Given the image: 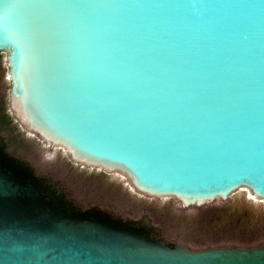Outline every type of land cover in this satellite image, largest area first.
Masks as SVG:
<instances>
[{"label":"water","instance_id":"water-1","mask_svg":"<svg viewBox=\"0 0 264 264\" xmlns=\"http://www.w3.org/2000/svg\"><path fill=\"white\" fill-rule=\"evenodd\" d=\"M0 53L17 121L75 163L182 208L264 203V0H0ZM1 141L0 264H264L81 208Z\"/></svg>","mask_w":264,"mask_h":264},{"label":"rangeland","instance_id":"rangeland-1","mask_svg":"<svg viewBox=\"0 0 264 264\" xmlns=\"http://www.w3.org/2000/svg\"><path fill=\"white\" fill-rule=\"evenodd\" d=\"M2 61L3 66L0 69V86L2 84L1 79H5L7 82L5 83L3 89L0 88V104L3 105L2 109L4 111L9 112L10 109L8 98L10 92V81L8 78L6 79L7 68L5 64V56L2 58ZM9 114L10 119L4 116L1 117L3 127L2 135L8 138L9 144L19 156L23 155V157L31 160L33 163H38L39 160H43L37 155L38 152L36 153V150L25 147L21 137L25 135L29 139L33 138L39 143V145H42V147L46 146V144L41 142L40 139L30 136L27 133V130L23 128L18 121H16L13 113L9 112ZM10 125H13L14 128H12ZM46 149H48L49 153L55 151V149L51 148L50 146ZM63 158V165H65V167L62 166L61 169L56 166L52 167L51 165L40 163L39 164L41 168H37L47 171L53 174L56 179L61 180L64 186L79 199L80 203L86 204L92 201L97 203L112 204L115 205L119 210H122L125 214L134 213L136 216H142L143 214L148 215V217L153 220L155 226L161 228L164 235H171L173 238L187 243L195 242L194 239L200 236H208L210 240L218 239V241L214 243L226 242L232 244L239 243L241 245L246 243H256L264 238V225L252 223L251 220L243 214L236 213L233 216H229L222 212V209L224 207H228V204H230L229 202L231 200L211 202L203 207L192 208H182L179 204L174 203L173 208L177 210L195 211L198 213L208 212L209 215H207V217L212 219L207 222L198 223H195L193 219H185L184 222L176 221L172 218H168L167 215L161 214L159 212V208L157 207L159 204H164L165 206V203L171 201H167V199L158 200L139 195L134 192L130 186H127V182L125 181L126 179L123 176L119 177L120 180L123 181V185L121 186H127L129 188L127 190L132 192L139 200L138 202L140 204L137 205L136 201L131 198L127 190L123 191V189L117 194H111V190L114 189V187L110 188L108 185H106L107 182H96L98 177L95 178L92 174L88 176L90 173L87 170H92L93 168L85 167L81 164L75 163L71 161L68 156L67 158ZM44 165H46V167H44ZM110 175L117 176L118 174Z\"/></svg>","mask_w":264,"mask_h":264},{"label":"flooded vegetation","instance_id":"flooded-vegetation-1","mask_svg":"<svg viewBox=\"0 0 264 264\" xmlns=\"http://www.w3.org/2000/svg\"><path fill=\"white\" fill-rule=\"evenodd\" d=\"M4 56H6L4 53H0V69L2 68V66H3V61H2V58L4 57ZM6 58V57H5ZM3 105L2 104H0V138H2V141H1V145L3 146V150L9 155V156H11L12 158H14L15 160H17V161H23V162H26V163H28V164H30L31 165V167H32V169L34 170V172L37 174V175H39V176H41L47 183H48V185L50 186V187H52L53 189H55L62 197H64V198H66V199H69V200H72V201H76V202H78V204H79V206L81 207V208H84V209H88L89 207H94V208H96V209H99V210H102V211H112V212H114L115 214H117V215H121V216H123V217H125V218H131V219H134V220H142L143 219V217L145 216V214H143L142 216L140 215V216H136V214H134V213H131V214H125L122 210H119L115 205H112V204H106V203H97V202H92V201H90V202H88V203H86V204H84V203H80L79 201H77L76 200V198H75V196H74V194H72L65 186H64V184L61 182V180H59V179H56L55 178V176H53V174H51V173H49V172H47V171H44V170H41V169H38L37 167H39V166H37V164L35 163H33L31 160H28V159H26L25 157H23V155L22 156H19L16 152H15V150L11 147V145L9 144V140H8V138L7 137H5V136H3L2 135V131H3V127H2V122H1V117H6V118H8V119H10V114H9V112H12L11 111V109H10V106H9V112H6V111H4L3 109ZM15 118V117H14ZM16 119V118H15ZM16 121H17V119H16ZM12 128H14V126L13 125H10ZM16 127V126H15ZM22 141H23V144L26 146V142L28 141V140H32V138L31 139H29L28 137H26L25 135H23L22 137ZM74 166V165H73ZM41 168V167H40ZM86 169V168H85ZM83 171H84V167H83ZM87 171H89V173L90 174H88V176H90L91 174L96 178V177H103V178H105V179H107V180H110V179H113L114 181H116L118 184H116V183H111V182H109V181H107L108 182V184H112L113 185V187H114V189L115 190H117V191H115L114 189H112L111 191H112V193L111 194H117L118 192H120L121 190H123V191H126L127 189H129L127 186H121V185H123V181L122 180H120V178H119V176H116V175H110V174H107L106 172H102V171H97V170H95V169H92V170H87ZM92 184H94L93 182H91ZM128 191V190H127ZM128 194L131 196V198L134 200V201H139L135 196H134V194L132 193V192H130V191H128ZM136 194V193H135ZM137 195V194H136ZM117 196H119V195H117ZM139 196V195H138ZM167 201H169V199H167ZM255 201V200H254ZM233 202V201H232ZM258 202V201H257ZM169 203L170 202H167V206L169 205ZM255 204H259L260 205V207L262 206L263 207V209H264V203H256L255 202ZM229 205H231V203L230 204H228V209H229ZM162 206H164V204H162V205H158L157 207L159 208V207H162ZM175 209V208H174ZM253 209H248V208H244V209H242V210H237L238 212H235V211H233V212H230V211H227L225 214L226 215H234V214H236V213H238V214H243V215H245V216H247L250 220H251V222L252 223H254V224H256V223H259L258 222V218H255V217H253L252 216V213H251V211H252ZM180 211H182V210H180ZM226 211V210H225ZM195 211H182V213H183V216L185 217V219H190L189 218V216H190V214L191 213H194ZM260 212H263L264 213V211L263 210H261ZM203 213H205V212H203ZM148 216V215H147ZM151 219V218H150ZM210 220H212L210 217H206L204 220H202V222H207V221H210ZM151 223L153 224V225H155L154 224V222H153V220L151 219ZM163 237L167 240V242L168 243H170L171 245H173V246H177V245H180V244H184V245H188V246H190V247H192V248H195V249H202V248H207V247H218V246H235V247H241V248H248V247H256L257 245H259V244H261V243H264V238L263 239H261L260 241H258V242H256V243H246V244H239V243H226V242H217V243H214V242H216V241H218V239H211L210 240V238L208 237V236H200V237H197V238H195L194 240H195V242H190V243H187V242H184V241H182V240H178V239H175V238H173L171 235H168L167 234V236L166 235H164V233H163Z\"/></svg>","mask_w":264,"mask_h":264},{"label":"bare ground","instance_id":"bare-ground-1","mask_svg":"<svg viewBox=\"0 0 264 264\" xmlns=\"http://www.w3.org/2000/svg\"><path fill=\"white\" fill-rule=\"evenodd\" d=\"M7 78L10 81L9 74H8V70H7V73H6V79ZM6 82H7V80L1 79V83H2L1 86H0L1 89H3V87L5 86V83ZM19 124L23 128H25V126L23 124H21L20 122H19ZM27 133L30 136H32V137H36L37 139H40L37 135H35L34 133H32V132H30L28 130H27ZM40 140H41V142H43L44 144H46V146L42 147V145H39V143L35 139H33V138H32V140H28L26 142V146H25V147H28L30 149L36 150V153L38 152L37 155L40 157V159H43V160H39L38 163L36 162L37 166L41 167L40 164H46V165H51L52 167L56 166L59 169H61L62 166L65 167V165H63V162H64V158L63 157L67 158V156H68L69 159L72 161V159L70 158V156H69V154H68V152H67V150L65 148L60 147V146H51L50 143H46L42 139H40ZM49 146L51 148L55 149V151L49 153L48 149H46ZM46 165H44V167H46ZM95 169L96 170L98 169L97 171H102V172L105 171V170H103L101 168H95ZM117 176L121 177L120 175H117ZM97 179L98 180L96 182H100V183H106L107 181H109L111 183L113 182V183L118 184L113 179L107 180V179H104L103 177H99V176H98ZM125 181L127 182V180H125ZM106 185H108L110 188H113V185L112 184H108V182L106 183ZM127 186H130V184L128 182H127ZM242 190L245 191L244 197H249V198H252L255 201H260L259 199H257L254 196H252V194L245 187H243ZM106 191H107V189H106ZM107 193H108V191H107ZM121 194H122V192H121ZM169 201H171V202L169 203L168 206H167V203H165V206L159 207V212L161 214L167 215V217L170 218V219L172 218L173 220L184 222L185 217L183 216L182 211L173 208L174 207L173 206L174 203L179 204V205H181V203L178 200L174 199V198H172V200H169ZM246 201H243L242 200V197H240V195H239V196H237L234 205H232L229 209H228V207H224L222 209V212L224 214L227 211H230V212H233V211L238 212L239 210L244 209L246 206H249V202H246ZM136 204L138 205L140 203L138 201H136ZM189 208H192V207H189ZM261 210L264 211V209H263L262 206L260 207V209L257 208V210H252L251 213H252V216L253 217L259 219L258 222H259L260 225H264V213L263 212H260ZM207 215H209L208 212H205V213H202V212H200V213L194 212V213H191L190 214L189 218L190 219H193L195 221V223H198V222H202V220H204L207 217Z\"/></svg>","mask_w":264,"mask_h":264}]
</instances>
